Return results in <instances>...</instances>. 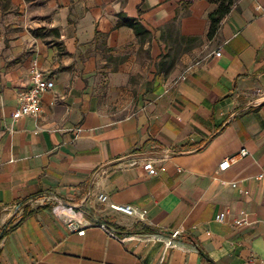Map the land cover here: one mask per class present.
Returning <instances> with one entry per match:
<instances>
[{
	"label": "crops",
	"instance_id": "1",
	"mask_svg": "<svg viewBox=\"0 0 264 264\" xmlns=\"http://www.w3.org/2000/svg\"><path fill=\"white\" fill-rule=\"evenodd\" d=\"M9 1L0 264H264V0H235L213 38L210 0ZM34 63L55 87L39 117L15 119Z\"/></svg>",
	"mask_w": 264,
	"mask_h": 264
},
{
	"label": "built area",
	"instance_id": "2",
	"mask_svg": "<svg viewBox=\"0 0 264 264\" xmlns=\"http://www.w3.org/2000/svg\"><path fill=\"white\" fill-rule=\"evenodd\" d=\"M256 10L261 11L264 14V6L258 5L256 6ZM218 55L221 54L220 51L217 52ZM184 76H182L183 78ZM55 87V80L50 77L46 72L37 64L34 63L30 68L29 73V84L26 87L21 88L17 93V106L13 112V117L15 119H20L23 116H32L39 117L42 112V100L45 93L52 90ZM249 151L247 148H242L241 153L247 154ZM231 158L227 157L220 164V169L225 170L230 166ZM144 168L148 170L152 174H157L158 169L155 167L154 162L152 160L147 161L144 164ZM259 178H264V168L258 175ZM48 198H44L46 200ZM99 199L101 202H107L109 200L108 195L101 193L99 195ZM111 208L114 210L134 215L136 213V208L131 204H117L110 203ZM59 210L58 215L62 216L64 221L67 222L69 228L71 230L77 231L79 234L85 233V226L88 223H84L82 219H75L73 214V209L71 207L66 206L63 202L60 201L58 204ZM141 216L144 217L147 213L146 209H142L139 211ZM217 221H225L226 212L224 210L218 212L215 216ZM236 224L249 223V215L242 211V216L236 218ZM112 234H116L114 231H111ZM181 235L180 230H174L170 234V239L166 242L167 246H174L173 242L174 238H178ZM128 237L124 236L123 239L126 240Z\"/></svg>",
	"mask_w": 264,
	"mask_h": 264
},
{
	"label": "trees",
	"instance_id": "3",
	"mask_svg": "<svg viewBox=\"0 0 264 264\" xmlns=\"http://www.w3.org/2000/svg\"><path fill=\"white\" fill-rule=\"evenodd\" d=\"M210 1L217 5L209 14L210 27L207 36L209 38H213L218 32L223 18L231 11L232 5L234 4L235 0H210ZM130 25L135 28L137 33L140 32L142 26L139 23L131 21ZM10 223L11 221L8 222L2 228V235L6 232V229Z\"/></svg>",
	"mask_w": 264,
	"mask_h": 264
},
{
	"label": "rangeland",
	"instance_id": "4",
	"mask_svg": "<svg viewBox=\"0 0 264 264\" xmlns=\"http://www.w3.org/2000/svg\"><path fill=\"white\" fill-rule=\"evenodd\" d=\"M12 8V6L10 5V1L9 0H0V34L3 32V29H2V24L4 23L3 22V10H8ZM44 39H45V42L48 43L49 39L47 37V33L46 31H42L41 32ZM74 216V220L77 219L78 217L74 215V213L72 214V217Z\"/></svg>",
	"mask_w": 264,
	"mask_h": 264
}]
</instances>
